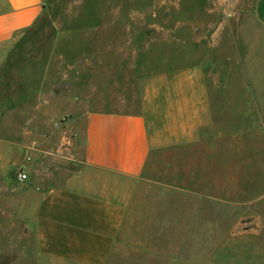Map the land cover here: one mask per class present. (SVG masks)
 <instances>
[{
  "label": "rangeland",
  "instance_id": "1",
  "mask_svg": "<svg viewBox=\"0 0 264 264\" xmlns=\"http://www.w3.org/2000/svg\"><path fill=\"white\" fill-rule=\"evenodd\" d=\"M254 1L51 0L23 60L0 63L37 70L12 102L0 84L3 105L21 103L0 107V264H87L67 258L72 238L31 219L5 182L34 160V142L53 153L56 187L81 175L95 110L142 114L153 150L141 178L118 186L124 212L108 257L93 253V264H264V31ZM213 69L227 82L218 91ZM35 85L36 107L25 92Z\"/></svg>",
  "mask_w": 264,
  "mask_h": 264
},
{
  "label": "crops",
  "instance_id": "2",
  "mask_svg": "<svg viewBox=\"0 0 264 264\" xmlns=\"http://www.w3.org/2000/svg\"><path fill=\"white\" fill-rule=\"evenodd\" d=\"M50 2L0 0V63L15 55L23 60L22 52L30 50L32 46L27 48V45H33L32 40L36 39L30 34L34 32ZM253 14L264 31V0L254 1ZM214 70L218 69L212 72ZM219 72L214 73L216 80L213 87L217 91L218 87L227 86V82L220 80ZM36 75V69L0 66V84L4 86L2 92L10 96L12 102L11 97L18 96L17 93L22 89V78L34 76L36 79ZM257 84L256 80L255 102L261 107L263 99L260 98ZM25 92L30 99H35L36 107L37 85L34 88L25 87ZM222 100L225 102L224 94ZM1 102L0 107L3 108L21 105L16 102L3 105ZM82 148L83 172L81 175L72 174L63 186L56 187L53 182V153L38 150L36 142L30 144L26 154L34 160L19 161L24 166L27 178L19 181L8 174L9 181L5 182V187L13 185L20 188L16 196L18 206H31V219L40 221L44 227H52L55 233L59 229L67 232L72 238L69 242L70 250L76 254V257L67 258L93 264V253L99 252L102 260L108 257L109 239L116 233L119 218L124 212L118 198V186L141 178L153 147L142 114L95 110L85 116ZM83 176L85 186L81 183ZM90 177L100 180V189L90 188ZM82 237L86 238L84 242H81Z\"/></svg>",
  "mask_w": 264,
  "mask_h": 264
},
{
  "label": "built area",
  "instance_id": "3",
  "mask_svg": "<svg viewBox=\"0 0 264 264\" xmlns=\"http://www.w3.org/2000/svg\"><path fill=\"white\" fill-rule=\"evenodd\" d=\"M17 178L19 181H24L27 178V174L25 173V171L21 170L18 172Z\"/></svg>",
  "mask_w": 264,
  "mask_h": 264
}]
</instances>
